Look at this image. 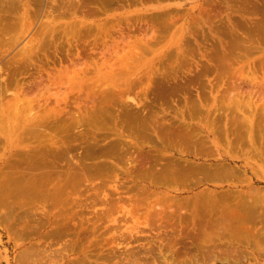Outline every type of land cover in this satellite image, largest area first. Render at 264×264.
<instances>
[{"label":"rangeland","instance_id":"1","mask_svg":"<svg viewBox=\"0 0 264 264\" xmlns=\"http://www.w3.org/2000/svg\"><path fill=\"white\" fill-rule=\"evenodd\" d=\"M9 1L14 2V5L8 3ZM9 1L0 2V116L10 114L19 138L17 140L14 136L13 145L5 151L3 149L0 154L13 156L11 161L19 164L22 170L28 163L22 160L21 152L39 146L44 140L37 136L38 129L31 132L35 127L36 116L44 115L49 108L64 106L63 117L72 119L76 115L83 116L90 110L94 101H112V104L106 105L107 108L104 106L101 110L103 115L98 116L99 121L106 115L113 116L109 118L106 131L102 132V135H106L102 136V143L110 139L114 132L113 122L117 116L115 114L123 111L125 103L132 104V107L135 103L139 104L137 109H145L147 116L153 114V110H158L159 112H155L158 114V120L168 125L178 123L182 114L188 122L198 127L206 115L223 116L222 114L230 112L231 115L250 116L245 107L248 101L254 102L257 107L256 119L264 117V0ZM129 49L135 53L133 58L126 54ZM219 56L223 59L219 60ZM130 58L134 67L130 65ZM124 64L136 69L134 75H121L119 69L124 68ZM109 70H115L116 75L107 76ZM159 92H165L163 94L167 96H160ZM231 99L245 102L241 103L244 106L238 110L221 106L222 102ZM31 101L35 102L29 107ZM200 103L202 108H194ZM215 105H218L217 108ZM97 112L98 109L92 114V119ZM25 118L27 121H24ZM29 119L31 121H28ZM55 123L49 120L47 127H54ZM258 127L255 126L254 130L257 135L256 145L264 148V134L262 137L259 135ZM85 130L86 125L74 126L69 133L77 135ZM48 132L56 133L53 128ZM229 138H234V135H229ZM55 140L50 137L46 139L48 144ZM209 140L213 141V136ZM70 144L73 146V162H82L87 166L96 162H111L103 157H98L99 160L93 158L82 161L78 157L83 158L86 152L83 139L75 138ZM228 155L232 157L229 160L232 166H243L244 155L241 152L236 154L231 150ZM215 159L216 156L212 155L189 158L194 163H214ZM160 160L159 163H163L165 159ZM255 171L251 172L248 168L240 179L228 182L194 181L190 184H166L161 188L150 184L148 180L137 179L139 188L141 186L147 189L144 192L135 189L138 194L132 189L134 187L125 189V185L120 183L119 186L125 188L120 190V194L115 190L113 195L114 185L119 183L116 180L115 184L113 177L111 183L108 181L110 179L107 180L109 184L104 189L108 193L106 192L107 198H103L105 200L101 202L102 205L96 199L94 205L95 195L92 194L95 190L90 186L92 180L98 182L100 177L95 176L90 178L91 180L87 177L82 179L80 187L75 190L76 193L69 195L71 199H68L65 209L68 214L74 212L72 216H77V220L80 218L79 222L83 217L88 229H91L88 222L93 221L94 216L102 214V218H106L102 222L99 220L100 224L94 234L99 240L96 241V238L94 241L93 237L91 242L90 235L85 240L87 244L85 241L83 244L94 256L92 261H98L99 264H264L262 240H254L252 243L224 237L213 238L211 242L206 239L205 242L192 240L193 235H187L191 228H184L185 231L179 232L177 216V219L172 221L173 224L162 223L160 227L161 219L155 220L152 210L166 209L168 214L172 210L189 214L192 212V205L183 203L194 199L201 192L228 194L230 198L226 203L235 206L241 199L249 198L254 189L264 192V163L255 166ZM130 180L137 182L132 177ZM126 184L130 186L131 182ZM163 193L169 197V202L157 203L158 200L154 199L153 194L163 196ZM120 199L122 201H119ZM40 204L42 205V202ZM135 204L138 210L135 209ZM23 205L25 206V203ZM39 205L35 204L33 208L28 205L23 206L24 208L19 206L18 212L23 214L37 209L35 213L40 214L43 210H52L51 207L46 210L47 206L44 208ZM117 205L123 207L119 209ZM28 207L31 209H27ZM104 207L107 210H104ZM131 211L135 216L131 215ZM56 212L57 209L52 210V213ZM149 212L152 216H149ZM112 214L115 219H112ZM76 218L73 220L76 221ZM1 223L0 264L28 263L26 260L19 261L18 254L33 246L35 251L32 250L36 254L40 253L41 250L36 249L42 243H38L48 240L40 234L33 236V239L18 238V242L16 238L13 239L14 235L9 232L7 225L2 226L4 223ZM263 223L258 221L251 229L264 234ZM182 224L186 226V221L183 220ZM51 227L41 229L46 232L50 231ZM131 231L135 233L133 237ZM212 232L218 233V229ZM256 235H259L258 239H262V234ZM49 239V244L43 242L42 247L47 248L50 245L48 248L53 247L52 250H58L60 253L65 249L64 244L70 245V242L77 241L73 235L62 238L63 244L56 238H53L52 242L51 237ZM57 242L58 244H55ZM51 244H55V248ZM62 247L63 249L59 250ZM257 247H260V251ZM79 252L75 250L62 253L67 256L55 253L57 257L50 258L52 262L48 259L50 252L47 253L48 258L42 252L40 256L34 254L36 257L34 256L33 260L36 261L39 257L38 264H45V261L46 264H71L73 262L70 261L86 256L84 252Z\"/></svg>","mask_w":264,"mask_h":264},{"label":"bare ground","instance_id":"2","mask_svg":"<svg viewBox=\"0 0 264 264\" xmlns=\"http://www.w3.org/2000/svg\"><path fill=\"white\" fill-rule=\"evenodd\" d=\"M2 1L0 0V2ZM8 3H12L14 5V2L9 1ZM136 49L135 51H137ZM126 54H129V56L131 55L130 57L133 58V54L135 53L133 50L129 49V52H126ZM222 59L223 58L219 56V60ZM24 60H26L25 55ZM126 60L128 59L126 58ZM129 62L131 65V58ZM130 65L124 64V68L122 67L121 69H119L122 76H131V74L134 75L133 73L136 69L131 68L132 65ZM114 66L115 65H113V67ZM132 67H134V63ZM115 75V70H109L107 76L114 77ZM163 93L159 92L160 96H167V94ZM229 95L232 96L231 94ZM34 102L35 101L29 102L31 104L29 107L33 106ZM112 103V101H94L90 105L91 108L89 107L90 110L87 111L83 116L78 117L76 115L72 119L71 117H63L65 112L64 106L49 108L44 115L39 116L40 120H38L39 117L36 116L35 127L31 130V132L38 129L39 133L36 132V134L38 133L37 136L40 139L43 138L44 140L39 146L31 147L28 150L21 152L23 157L22 160H24V163H28L27 167L25 168L26 171L25 169L22 170L19 164L11 161L13 156L7 157L6 154H0V223H4L2 226H4L5 224L7 225V229H9V232L14 235V240L15 238L17 239V241H20V239L22 238L33 239V236H40L41 234L44 239L46 238L50 240L49 238L51 237L52 242L53 238H56L59 241L64 237L73 235L74 237L76 236L77 241L75 243L70 242V245L65 242L68 246L64 244L65 249H63L62 247L59 250L63 249V252L76 250L77 252H84L86 256L78 258L75 261H70L73 262L71 264H99L97 263L98 261H92V258H94V256H92V253H90L88 249L86 250V247L83 244L90 235L92 236V238L90 237L91 240L93 239V237L94 241L96 238V241L99 240L98 237H96L94 234L97 231L100 222H102L106 218L103 219L102 214H99L98 216L96 214V216L93 215L96 219L93 218V221L89 220L88 223L91 224V229H88V227H86L84 223L85 219L83 220V217L79 222L80 218H78L77 220V216L75 213V221L73 220L75 218L72 216V213L74 212L68 214V211H66L65 209L66 204L68 203V199H71L70 196L72 195L70 194L75 192L76 188L83 181L82 179L88 177L89 180H91L90 178L93 179V177L95 176L100 177V183L98 180V182H96V180H92L90 186L92 190H95L94 193H96L94 194L91 191L93 193L92 196L95 195L94 202L96 199V201L100 202L101 204V202L105 200H103V198H107V191H105V187L108 186V184L111 183L110 181H113L114 179L115 180L113 182L118 180L119 183L118 185H114L115 187L113 190V195L115 190L119 193L120 190L125 187V189L134 187L132 188L133 190L136 189L138 191L140 190L139 192H144L147 190L146 187L141 188L140 186L139 188V181L137 179L142 181L148 180L150 184H153L157 188H161L166 184H190L194 181L201 183H221L225 181L228 182L230 180L233 181L236 179H240L242 173H246L248 171V168H250L251 172H256L255 166H260L261 163H264V148H262L261 146L258 147L256 145L257 135L254 131L255 126H259V135L262 137V135L264 134V117L260 116L259 120L256 119L257 107L254 102L248 101L245 103L238 101L237 99H231V101L222 102L223 105L221 106L234 108V110H238L239 107L244 106L241 103H245V107L250 112V116H245V114L231 115L230 112L222 114L223 116L216 115L211 117L209 115H206L203 118V122L202 124H200V127L194 126L192 123L188 122L184 117V114L181 115V119L178 121V123L168 125L164 121L158 120V114L155 113L159 112L158 110L155 111L151 108L153 110L152 112L154 113L147 116V114L144 113L145 109H137V107H139V104L135 103L134 108L131 106L132 104L129 105L128 103H125L126 105H123V111H119L118 114H115L117 116H115L116 120L113 122L114 132L110 135V139H106V141H108L102 143V136H106L105 134L102 135V132L106 131L107 126H109V118H113V116L110 117L111 114L106 115V117L100 119L101 122L98 118L100 117V114L103 115V113H101V110L104 109V106L105 108H107L106 105ZM196 106H194V108H202V103ZM217 106L218 105H215L216 108ZM96 108L98 109V112L92 119V114L97 111ZM193 115H190V117L192 118ZM27 118H25L24 121H27ZM163 119L165 120L164 117ZM49 120H53L54 122H56L54 127H47L49 125ZM28 121H31V119H29ZM12 123L13 122L9 113H7L5 116H0V153L3 149L5 151L9 148L10 145H13L14 136L17 140L19 138L16 125ZM85 125L86 130L84 132L77 135L69 133L72 127H81ZM112 125L113 124H111V126ZM51 128H53L57 134L55 132H48L51 130ZM200 129H202V131ZM231 134L234 135V138L232 139L229 138V135ZM211 136H213L214 138L213 141L209 140ZM48 137H50L51 139L55 138V142L48 144L46 141ZM75 138L83 139V145H86V152L84 153L83 158L81 156L78 157L82 161L83 159L89 160L93 158H97V160H99V158L103 157L111 160V162H96L90 166L84 165L82 164V162H73V159L75 158H73V146L70 144V141H73ZM22 141H24V136L22 138ZM246 147L248 149H245ZM231 150H234L236 154L241 152L244 155L242 161L243 166L241 168H236L232 166L231 163H229V160H231L232 157L228 155V153ZM199 155L216 156V161L214 163L205 161L201 163H194L189 160L191 156H193L195 159L198 158ZM160 159L165 160L163 163H159L161 161ZM113 177L114 179L111 180ZM131 177L136 179L137 182H132L130 180ZM107 180L109 181V183ZM128 182H131L130 186L126 184ZM120 183H123L125 187L119 186L121 185ZM138 191H136V193ZM164 194L165 193H163V196H160V194H153L154 199L158 200L157 203H167L169 197ZM228 196V194L215 195L212 193L201 192L197 194L194 199L187 200L183 203V205H192V212H190L189 214H186L184 212L177 213L173 210L170 211V214H168L166 212V209H162V211L160 209H152L155 214L153 215L155 220L158 221L159 219H161V222L159 223L161 225L160 227H162V223H165L166 225L173 224L172 221L178 218V225L180 226L179 232L185 231L187 228H191L190 233H187V235H193L192 240H199L200 242H205V239L211 242V239L213 238L222 237L230 240H246L248 242H253L254 240L264 241L263 233H256L251 229L252 226L258 221L264 222V192H262L260 189H254L252 193L249 194V198L241 199V201L235 206L226 203V201L230 198ZM88 197L90 198L89 195ZM119 201L122 200L120 199ZM40 202H42L44 208L47 206L46 210L52 208V210L57 209V212L52 213V210L45 211L43 210V208H41L43 211L40 213L42 215H40L39 212L38 214L35 213L37 209L32 212H24L23 214H21V212H18L19 206H24L23 203H25V206L28 205L33 208L35 207V204L39 205ZM76 202L79 203V201ZM136 204L134 205V207L139 203L137 205ZM94 205H96V202ZM117 207L120 209V207L123 206L119 207L117 205ZM31 208L28 207L27 209ZM112 208H114V206ZM137 208L135 207L136 210H138ZM91 210L93 209L91 208ZM104 210L107 209L105 208ZM116 212L118 211L116 210ZM131 212L129 213L131 214ZM36 215H39V217H36ZM131 215L135 216L133 212ZM150 215L152 216V214H150L149 212V216ZM176 216L177 218H175ZM109 217L107 218V221H109ZM113 218L115 219L114 215L112 219ZM112 219H110V221ZM99 220L101 221L99 222ZM183 220L186 221V226L182 224ZM73 221H75L76 223ZM157 221H155V223H158ZM50 226H52L50 231L43 232V229H41L45 228L46 230ZM163 227L164 229L166 228L165 225ZM214 229H218V233L212 232ZM132 232L134 231H131L130 233ZM256 234H262L260 235L262 239H258L259 235L257 236ZM132 235H135V233H132L131 236ZM47 241L43 242L47 245L49 244L48 242H50ZM43 242H39L38 244H43ZM91 242H93V240ZM42 244L39 245V247H42ZM55 244H58V242ZM52 245L53 244H51V246ZM33 247H28L25 249V251H21V254H18V260L28 261V263L26 264H33L34 262V264H38L39 262L37 263V261L39 260L37 259H39V257H37L36 261L35 259L33 260V258L36 257L34 255L36 253L34 252L35 250ZM39 247L36 250L39 249L41 251L40 253L37 252V254L39 255H36L40 256V254L42 255V252L44 256H47L46 258L51 255L48 258L49 260L50 258L54 259V256L60 253V251L58 250H52L53 247L52 249L48 248L50 247V245L47 246V248L43 246L44 249H42L43 247L41 249ZM90 247L91 246H89V249ZM147 248L148 247L146 246V249ZM158 248L162 249L159 246ZM259 248L260 247H257L256 249L260 251ZM49 252L50 254L47 255V253ZM62 253L60 254L63 256H67ZM30 257H32L33 261ZM50 262L52 261L50 260ZM54 262L55 261H53V263Z\"/></svg>","mask_w":264,"mask_h":264}]
</instances>
